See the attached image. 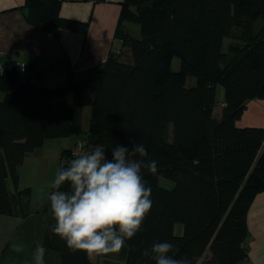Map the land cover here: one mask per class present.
Instances as JSON below:
<instances>
[{
    "label": "trees",
    "instance_id": "1",
    "mask_svg": "<svg viewBox=\"0 0 264 264\" xmlns=\"http://www.w3.org/2000/svg\"><path fill=\"white\" fill-rule=\"evenodd\" d=\"M60 6L61 0H25V19L53 34L60 28L85 34L87 23L60 16ZM129 23L139 36L131 35ZM233 29L242 44L224 51L223 39ZM114 37L119 52H110L84 77L59 65L34 71L25 64L24 82L16 67L0 73V214L29 210L30 189L18 188L17 167L45 139L84 134L106 148L108 159L113 147L141 142L158 171L142 169L153 203L121 251L123 264H154L141 253L164 241L194 264L249 262L246 214L264 190V128L236 121L248 100L264 99V0H122ZM175 55L177 71L171 66ZM46 69L65 71V81L54 87L33 83ZM188 77L195 85L185 86ZM216 84L224 89L219 118L212 114ZM61 157L60 167L66 166L71 148ZM160 177L173 185H161ZM49 208L47 199L43 246L59 252L60 264H92L49 231Z\"/></svg>",
    "mask_w": 264,
    "mask_h": 264
},
{
    "label": "crops",
    "instance_id": "2",
    "mask_svg": "<svg viewBox=\"0 0 264 264\" xmlns=\"http://www.w3.org/2000/svg\"><path fill=\"white\" fill-rule=\"evenodd\" d=\"M121 1L61 0L60 16L87 23V31L82 34L60 28L57 34H53L36 28L26 21L25 0H0L2 59L9 64L22 61L30 70L34 67V71L49 65L66 66L74 72L76 77H84L88 67L103 63L110 52L118 53L121 48L119 40L114 37ZM65 78L66 72L58 69V71H46L40 78H33L32 82L41 86L54 87L63 83ZM4 96L5 93L0 91V101ZM221 106H223L222 103ZM236 124L240 127L264 128V99L248 100ZM82 137L84 134L79 136V138ZM76 138L64 149L72 148L77 141ZM45 142L46 139L39 150L33 152L31 156V153L27 154L17 167L18 188L30 189L29 210L24 215L0 214V264H33L32 254L37 244L43 246L50 218L45 210V202L50 191V182L59 168L58 162L47 160L46 157L42 164H50L52 168L50 173L45 175L34 171L31 167L39 164L38 157ZM53 147L59 151L54 144L49 146L47 151ZM9 187L14 192L11 184ZM246 224L249 231L247 242L249 262L239 264H264V190L257 193L251 200L247 209ZM16 244L23 245L22 252L13 251V246ZM45 249L44 264H60L59 252L46 247ZM123 250L124 248L121 249L122 253ZM110 255L104 256L106 258L103 263H108L107 257Z\"/></svg>",
    "mask_w": 264,
    "mask_h": 264
},
{
    "label": "clouds",
    "instance_id": "3",
    "mask_svg": "<svg viewBox=\"0 0 264 264\" xmlns=\"http://www.w3.org/2000/svg\"><path fill=\"white\" fill-rule=\"evenodd\" d=\"M105 149L100 144L77 147L67 165L54 173L47 197L53 220L49 231L66 243L69 252L84 253L92 264L98 257L119 253L141 230L153 203L142 169L152 175L158 171V162L149 158L141 142L131 149L113 147L111 159ZM13 251L22 252L23 245H14ZM45 253L37 244L33 264H44ZM141 256L154 264H194L167 241L153 243Z\"/></svg>",
    "mask_w": 264,
    "mask_h": 264
},
{
    "label": "rangeland",
    "instance_id": "4",
    "mask_svg": "<svg viewBox=\"0 0 264 264\" xmlns=\"http://www.w3.org/2000/svg\"><path fill=\"white\" fill-rule=\"evenodd\" d=\"M127 27H128V30L132 36H139L137 25L129 23V26H127ZM242 40H243L242 34H239L237 29H233L231 34L223 39V50L224 51L227 50L228 46L230 47L231 45H241ZM125 58H126V56H125ZM171 66H172V69L174 71H177L180 68V59L176 55L173 56V58H172ZM91 68L92 67H90V68L88 67L87 73L89 72V70ZM193 85H195V78L188 77L187 80L185 81V86L189 87V86H193ZM223 96H224V89H223L222 85L216 84L215 85L216 102H215V105L213 107V112H212L213 116L216 118H219L220 114H221V108H222L221 103L223 102ZM89 113H90L89 106H87V105L83 106V114L81 117L82 118L81 126L84 130L86 128H88V125H89ZM77 136H78V138H76ZM79 136H80V134L79 135L71 134V135L60 136V137H55V138H47L46 142L44 143L43 148L41 149V151H42L41 154H39V157L37 155V157L39 158V160H38L39 164L37 166L36 165L31 166L33 168V170L39 171L40 173H43L45 175L52 171L50 164H46V165L42 164L45 161L44 157H46L47 160H50V161L54 160V161L58 162L57 167L60 168V165L65 160V157L60 158V156H59L62 149L66 148L67 146H70V144L72 143L74 138H76V140H78ZM51 143L54 144L55 146H57L59 148V151H57L56 147H53L49 151H47V148L52 145ZM73 146H74V144L72 145V147ZM31 155H32V153L30 154V156ZM159 182L161 185L167 186V187H171L173 185V182L171 180H168V179L163 178V177H160ZM49 193H50V191H49ZM46 200H47V198H46ZM174 231L176 234H180L182 232L181 224L176 223L175 227H174ZM105 258L106 257H104V256L98 257L96 260L97 264H123L124 263V258H123L121 251L119 253H113L109 257H107L108 263H103V260Z\"/></svg>",
    "mask_w": 264,
    "mask_h": 264
},
{
    "label": "built area",
    "instance_id": "5",
    "mask_svg": "<svg viewBox=\"0 0 264 264\" xmlns=\"http://www.w3.org/2000/svg\"><path fill=\"white\" fill-rule=\"evenodd\" d=\"M13 67H16L19 71V80L24 82L26 80V76L23 75V72L25 70V63L22 61H18L14 64H9L3 61L2 59V54L0 53V73H3L4 71L11 70ZM46 71H55V70H50L46 69ZM83 146L85 149H91L93 148L94 144L89 142L86 137L79 138L75 143L74 146L71 148V156L73 154V151L77 148ZM73 157V156H72Z\"/></svg>",
    "mask_w": 264,
    "mask_h": 264
}]
</instances>
